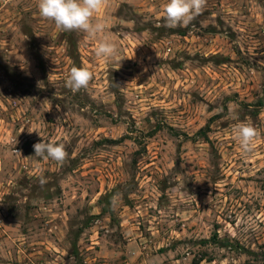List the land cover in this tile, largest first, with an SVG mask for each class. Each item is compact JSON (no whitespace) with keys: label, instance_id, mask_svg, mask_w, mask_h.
I'll use <instances>...</instances> for the list:
<instances>
[{"label":"rangeland","instance_id":"374dc122","mask_svg":"<svg viewBox=\"0 0 264 264\" xmlns=\"http://www.w3.org/2000/svg\"><path fill=\"white\" fill-rule=\"evenodd\" d=\"M164 3L108 0L89 38L0 0V264H264V0H207L175 28Z\"/></svg>","mask_w":264,"mask_h":264},{"label":"clouds","instance_id":"9594fccd","mask_svg":"<svg viewBox=\"0 0 264 264\" xmlns=\"http://www.w3.org/2000/svg\"><path fill=\"white\" fill-rule=\"evenodd\" d=\"M107 3L108 0H37V7L41 17L54 21L56 28L61 31H80L89 38H94L104 32L105 24L93 23V15ZM206 3L207 0H165L162 5L165 26L169 28L186 27L196 15L202 12ZM95 55L105 60L113 58L117 55V46L105 36L96 47ZM92 79L93 74L87 68L73 66L67 76L65 86L77 92L81 88L86 89ZM232 131L244 152H250L253 141L258 136L257 129L251 123L240 122L233 126ZM33 148L36 157L45 160L50 158L57 163H62L68 155L64 144L44 139L35 143ZM40 183L43 185L46 180L41 177Z\"/></svg>","mask_w":264,"mask_h":264}]
</instances>
